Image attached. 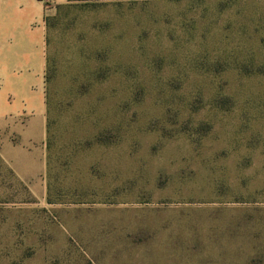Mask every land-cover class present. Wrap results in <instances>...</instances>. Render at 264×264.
I'll use <instances>...</instances> for the list:
<instances>
[{
	"label": "rangeland",
	"instance_id": "rangeland-1",
	"mask_svg": "<svg viewBox=\"0 0 264 264\" xmlns=\"http://www.w3.org/2000/svg\"><path fill=\"white\" fill-rule=\"evenodd\" d=\"M46 15L45 81L0 94V264H264V0Z\"/></svg>",
	"mask_w": 264,
	"mask_h": 264
},
{
	"label": "crops",
	"instance_id": "crops-1",
	"mask_svg": "<svg viewBox=\"0 0 264 264\" xmlns=\"http://www.w3.org/2000/svg\"><path fill=\"white\" fill-rule=\"evenodd\" d=\"M67 2L53 1L57 5ZM47 13L39 0H0V94H7L9 106L13 105L12 97L20 96L24 107H27L26 92L22 93L20 89L32 80L33 71H41L45 81ZM6 124L10 129L12 122Z\"/></svg>",
	"mask_w": 264,
	"mask_h": 264
},
{
	"label": "built area",
	"instance_id": "built-area-1",
	"mask_svg": "<svg viewBox=\"0 0 264 264\" xmlns=\"http://www.w3.org/2000/svg\"><path fill=\"white\" fill-rule=\"evenodd\" d=\"M40 2H42L46 8V10H48L50 8V6L53 4L54 0H39Z\"/></svg>",
	"mask_w": 264,
	"mask_h": 264
}]
</instances>
